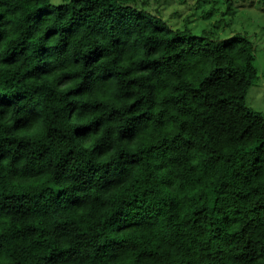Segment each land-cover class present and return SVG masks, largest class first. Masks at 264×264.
Returning <instances> with one entry per match:
<instances>
[{"label": "trees", "instance_id": "16d2710c", "mask_svg": "<svg viewBox=\"0 0 264 264\" xmlns=\"http://www.w3.org/2000/svg\"><path fill=\"white\" fill-rule=\"evenodd\" d=\"M255 62L145 0H0V264H264Z\"/></svg>", "mask_w": 264, "mask_h": 264}, {"label": "rangeland", "instance_id": "374dc122", "mask_svg": "<svg viewBox=\"0 0 264 264\" xmlns=\"http://www.w3.org/2000/svg\"><path fill=\"white\" fill-rule=\"evenodd\" d=\"M173 26H188L195 34L214 31L221 39L246 35L256 47L259 77L247 94V105L264 114V0H145ZM55 8L63 0H51Z\"/></svg>", "mask_w": 264, "mask_h": 264}]
</instances>
